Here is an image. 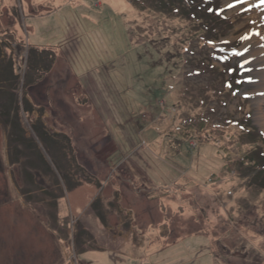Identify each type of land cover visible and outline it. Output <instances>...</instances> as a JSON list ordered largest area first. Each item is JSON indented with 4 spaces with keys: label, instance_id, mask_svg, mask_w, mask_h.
I'll return each mask as SVG.
<instances>
[{
    "label": "rangeland",
    "instance_id": "374dc122",
    "mask_svg": "<svg viewBox=\"0 0 264 264\" xmlns=\"http://www.w3.org/2000/svg\"><path fill=\"white\" fill-rule=\"evenodd\" d=\"M163 1L0 0V264H264V0Z\"/></svg>",
    "mask_w": 264,
    "mask_h": 264
},
{
    "label": "trees",
    "instance_id": "16d2710c",
    "mask_svg": "<svg viewBox=\"0 0 264 264\" xmlns=\"http://www.w3.org/2000/svg\"><path fill=\"white\" fill-rule=\"evenodd\" d=\"M222 2L223 0H167L163 4L160 2V4L161 7L171 8L175 15L183 16L188 20L191 29L189 30L190 40H188L187 43L192 45L194 41L197 40L205 42V46L207 48L214 49V53L211 55L215 54L218 59L223 61L225 64H228L231 62L229 48L225 46H219L216 43H220V41H216L214 39L215 32L218 30L217 25H222L223 23L229 21V18L225 13L226 9L223 7ZM176 3H181L182 5L175 6ZM183 50L184 54L189 52V49L186 46L183 47ZM236 69L237 67H233L231 69L232 77L227 82V87H229L232 91L233 97H237L238 92L244 83V81L241 79L242 73L237 72ZM190 120L184 124H189L191 126L195 123H200V125L207 123L204 119H201V121ZM212 127L214 130L217 128L213 125ZM241 130L253 144H256L259 147L257 151L248 156L249 162L251 164L248 166V168L249 172L256 174L258 178H261V176H264V153L263 149L261 148V140L264 143V138L262 134L251 131L249 127L243 126ZM242 160L246 162V158ZM211 180H214V176H212Z\"/></svg>",
    "mask_w": 264,
    "mask_h": 264
},
{
    "label": "bare ground",
    "instance_id": "6f19581e",
    "mask_svg": "<svg viewBox=\"0 0 264 264\" xmlns=\"http://www.w3.org/2000/svg\"><path fill=\"white\" fill-rule=\"evenodd\" d=\"M259 55L264 57V48L258 49L255 52H253V54H252V56H259ZM205 152L212 153V151H210V149H206Z\"/></svg>",
    "mask_w": 264,
    "mask_h": 264
},
{
    "label": "snow or ice",
    "instance_id": "6c2138e0",
    "mask_svg": "<svg viewBox=\"0 0 264 264\" xmlns=\"http://www.w3.org/2000/svg\"><path fill=\"white\" fill-rule=\"evenodd\" d=\"M239 55V53H237Z\"/></svg>",
    "mask_w": 264,
    "mask_h": 264
}]
</instances>
